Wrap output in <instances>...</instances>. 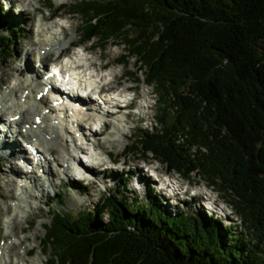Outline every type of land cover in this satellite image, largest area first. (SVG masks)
I'll use <instances>...</instances> for the list:
<instances>
[{"label":"trees","instance_id":"trees-1","mask_svg":"<svg viewBox=\"0 0 264 264\" xmlns=\"http://www.w3.org/2000/svg\"><path fill=\"white\" fill-rule=\"evenodd\" d=\"M72 6L90 35L131 30L130 54L169 105L161 128L140 139L144 152L184 175L197 171L246 225L237 231L204 212L164 211L154 198L144 207L107 195L79 216L54 212L49 263L264 264V0ZM3 44L14 52L11 39Z\"/></svg>","mask_w":264,"mask_h":264},{"label":"bare ground","instance_id":"bare-ground-1","mask_svg":"<svg viewBox=\"0 0 264 264\" xmlns=\"http://www.w3.org/2000/svg\"><path fill=\"white\" fill-rule=\"evenodd\" d=\"M15 1L22 5L19 9H23V20L27 18L25 26L29 28L30 46L22 51L19 57L20 63L5 61L0 65L1 81L7 84V88L2 89L0 83V119H2L0 124L3 126L0 127V157L8 163V168L0 165L5 180V187H0V211L2 214L13 213L12 227L17 234L19 215L28 217L30 214L40 215L42 213L40 205H38L39 210H29L27 206L31 205V199L38 200L40 197L49 194V191L53 190L51 187L55 188V185L63 181V177H67L70 182L79 180L81 182V179L87 177L89 172L94 171L97 174L103 173L102 178L106 180L110 173L121 174L124 172L126 170L124 167L117 169L116 167L102 166L105 161L100 155L91 156L94 161L86 163L85 159L79 158V151L85 152L87 149L85 140L90 139L89 135H97L98 133L95 139L97 145L102 150L108 151V146L101 140V134L118 132L122 135L124 130L117 122L120 121L121 117L134 121L148 120L155 113L157 106L152 100L155 95V88L153 86L144 87V85H149L146 84V78H140L136 73V70L141 68V64L134 59L135 68L131 69L127 67L125 60L123 63L119 62L124 59L121 55L122 49L99 50L96 48L98 41L84 42L83 39L86 34L82 35L83 27L76 22L75 15L68 12H71L68 6H63L67 11L58 12V15L70 18L66 24L53 17L57 12L54 9L47 13L42 12L40 17L36 18L34 13L41 10V5H34L32 0ZM39 2L42 4V0ZM7 23L10 24V21L7 20ZM69 27H73V33L76 36H70L66 42L60 38L61 35L57 37L58 33H63L66 36ZM35 32L37 37H34ZM118 41L117 38H114L111 43ZM75 42H81L80 49L90 54L83 55L85 60H81L80 54L83 53H80V50L79 52L77 50L71 52L72 63L82 70L89 68L98 75L101 78L99 87L103 90L112 89L119 93L133 90L130 103L142 108L140 113L137 114L133 110L125 113L126 107L123 103H117L116 107L105 109L91 98L75 97L74 99L67 96L68 101L76 104L74 108L63 101L62 91L52 86L48 80L50 73L43 68L46 64L47 55L56 51L53 59L59 60L66 54L68 47ZM33 63L37 65V68L33 67ZM141 72L145 73L144 70ZM141 99L146 101V105L140 102ZM58 111H61L62 114ZM100 115L105 117L103 126L99 128L100 132H97L98 122H92L94 129L85 124V121L93 118L95 120ZM114 117L117 120L115 124L112 123ZM26 122L30 123L24 125ZM143 128L144 130L147 129V127ZM80 153L82 155L87 154ZM106 154L111 159L112 157L118 158L116 155L113 156L110 151ZM124 160L126 162V159ZM75 163L83 164L86 172H81ZM155 165L164 167L161 162ZM137 170H141V177L144 176V178L153 181L152 184L159 191L165 192L164 188L170 187L171 192L166 191V194L171 195V197L177 198L178 194L182 193L189 196L188 191L181 190L180 187L164 180L163 184H159L157 179L149 176V174H144L142 172L144 168L139 165H134L128 170V178ZM126 175L124 173L118 175V179L126 180ZM75 176H78V179ZM174 181L177 180H172L173 183ZM91 185H96L94 178L91 180ZM80 187L79 193L81 194L90 191L86 184ZM109 188L115 189L113 184H110ZM10 198L14 199L13 203L8 201ZM23 201L25 204H22ZM3 202L6 203L5 208L2 207ZM46 203L49 206L52 204L51 201ZM219 206L222 207L220 204ZM194 215L197 216V213L195 212ZM20 229L25 231L28 228L21 226ZM6 237L9 236L6 235ZM28 239V235L24 234L19 237L18 243H23L24 240ZM18 243L9 239L6 245L0 248V264H20L21 261L23 264H39V257L26 259V256L20 253ZM24 248H26V254L32 250L26 246ZM13 255H16L18 259L14 260Z\"/></svg>","mask_w":264,"mask_h":264},{"label":"rangeland","instance_id":"rangeland-1","mask_svg":"<svg viewBox=\"0 0 264 264\" xmlns=\"http://www.w3.org/2000/svg\"><path fill=\"white\" fill-rule=\"evenodd\" d=\"M63 1L70 3L71 1H75V0H54L56 5L60 4ZM32 2L34 3V5H41L40 7L41 10L36 11L34 13L36 18H39L42 12L47 13L49 10H51L45 7L43 4H40L39 0H32ZM0 7L4 9L3 10L4 13L0 12V36H2L0 37V39L6 40L5 37L8 36V34L10 36L12 35L16 36L15 39H11V42L13 43V47L15 48V51L12 54L3 52L2 47L0 48V65H2L3 62L5 61L18 64L21 62V60H19V57L22 54V51L28 49L30 46V39H29L30 37L28 34L29 28L28 27L26 28L25 26V24H27L25 23L27 18L23 20V16H24V15L22 16V14H24V12H22L23 9H19V7H22V5L18 4L15 0H0ZM59 11L61 12V11H67V10H65V8L62 7L60 8ZM69 13L75 15L76 17L75 20L77 23L81 22L79 14L75 12H70V11ZM7 18L17 21L16 23H18L20 27V30L18 32L14 33V29H12L13 25L11 26V28L8 26H5V24H7L5 22L7 21ZM69 19L70 18L67 16L56 17V20H58L61 23H66V24L69 22ZM130 31L131 30H121L119 33H117L116 36H112L110 38V40H112L113 38H117L119 40L118 44H112L110 40H108V41H105L106 43L105 48H102L100 45H97L96 48H98L99 50L110 49V48L122 49V53L128 52V45L125 42V38H126L125 35L129 37L127 33ZM70 36H76L73 33V27H69L68 34L66 36L61 35L60 38L66 42L68 41ZM34 37H37L36 32L34 33ZM96 39L97 37H94L92 40L87 41V43H91L92 41ZM0 44H3V43H0ZM55 53L56 51L52 52L51 56L53 57ZM88 54L90 53L88 52ZM134 59L135 57L130 58L129 62L127 63V67H130L131 69L135 68V65L133 64ZM33 67L37 68V65H34L33 63ZM140 70H144V68L136 70L138 72L137 74L139 75V77L143 78L145 75L141 73ZM0 83L2 84V87H1L2 89L7 88V84L2 83L1 76H0ZM149 86H154L155 88V83H152L150 85H144V87H147V88ZM157 97H158V93H155L154 97H152L153 102L156 101L155 104L157 108H156L155 113L151 115L150 119L148 120L144 119L143 121L137 122L136 120L135 121L128 120L124 117H121L120 121H117L116 118L114 117L112 118V123L115 124L119 122V125L121 129L125 131V134L123 133L122 135H120L118 132H115V133L107 132V133L100 135L101 140L104 141L106 145L108 146V151L118 156L117 162L109 163L108 162L109 157L106 154V152L108 151L102 150L97 145L95 139L99 133L97 135L90 136L91 139H89L88 141L89 144H87V146L89 147L87 149V153H90L91 152L90 148L91 147L93 148L94 146L96 152L99 153L98 155L104 158V161H105L104 164H106L107 167L111 166L114 168L116 167L117 169H121V167H124L126 169L124 172L121 171L122 172L121 174H117L115 172L113 174L112 173L108 174L110 176L108 177L107 182H105L104 178H102L103 173L97 174L94 171L89 172L87 177H84V179H81V182L80 180L76 182H70L69 180H67V177L65 178L63 177V181L61 183L55 185V188L51 187L53 190L51 192L49 191V194H46L45 196L40 197L38 200H36L35 198L31 199L32 200L31 205L27 206L29 210H32V209L39 210L38 205H40L42 207L41 208L42 213L40 215L30 214L28 217H26L25 215H19V217L17 218L18 220L17 234H15V231L12 227L13 220H14L13 213L8 212V213L2 214L0 211V248L6 245L9 239H12L18 243L19 237L26 234L28 235L29 239L24 240L23 243H20V244L18 243L20 253L25 255L26 259H33V258L39 257L40 259L39 264H46L47 255H45L42 250V244H43L42 239L44 238L45 232H46L45 225L48 224L50 220L52 219L53 211L57 210L58 208H61L64 211H67L70 213H77L85 209H90V208L92 209L94 206L101 203L104 195L106 194L105 192L109 190L114 191L109 188V185L113 184L115 186V184H117L116 179L118 178V175L120 176L123 173L124 175L128 174V170L134 165H139L143 167L142 163L138 161V157L141 155L142 150L138 149L137 151L127 152L125 154L122 151L125 149L127 151L130 145L132 144V142L136 141L139 138L140 136L139 134H141V128L147 127L148 129L154 130L159 127V124L157 123L156 114L158 113V111L161 109L162 106L159 102L157 103ZM142 101L144 102V100L141 99L140 102L142 103ZM137 110L141 112L142 108L137 107L133 109L135 113H137ZM59 113L62 114L61 111ZM0 120L2 121V119ZM29 123L30 122H26L24 123V125H28ZM85 124H88V122H85ZM124 159H126V162ZM151 160L153 161L154 164H157L160 162L159 160H156L155 158ZM4 161L5 160L0 157V165L5 168H8V163ZM104 164H102V166H105ZM162 165L164 166V168L167 167V165L164 163H162ZM143 172L148 173L145 167H144ZM172 174L179 181H182L184 183L189 182L190 184L195 185L198 190L197 191L198 196H195L194 199H192L191 196H188L182 193V194H178L177 198L179 199L175 197L171 198L169 194L168 195L166 194L167 192L166 193L163 191L158 192L159 190L156 187L155 188L156 190L153 191V194L156 193V196L158 197L157 199H159L158 201L162 203L161 206L164 208L163 209L164 211L176 212L177 210H179V212L190 211L191 213H195V212L197 213L199 211L202 212L200 210V204L204 206L207 204L214 208L212 215L214 217L216 216L220 220L221 223H224L227 225L232 224L237 229H241L240 228L241 226L246 225L241 220L240 215L237 214V212H235V210L232 209L229 203L224 200L223 194L218 193V191L214 189L213 191H211L210 189H207L205 185L206 186L208 185L206 184L204 179H202V177L199 176L197 173H193L192 177L189 179L185 178L180 173L175 172V170H172ZM138 175H141L140 171L138 172ZM75 177H77L78 179V176H75ZM92 178L96 180L95 186L91 185ZM4 181H5L4 175L2 174L0 170V187L1 186L5 187ZM146 182H147L146 179H144V181L142 182L143 186L141 187L139 183L138 184L135 183V179L133 182L127 181L125 185H123L121 180L119 179L118 183L121 187V191L118 193L120 196L128 199L129 202L134 200V203H140L141 205L146 206L150 201V196L144 195V193H147L145 190L146 188L144 187V185L146 186ZM83 184L88 185L90 188V191L87 192L86 194L79 193L80 188H81L80 186ZM134 187L137 189H135ZM162 193H165V194H162ZM197 193L193 191L191 192L189 191V194L196 195ZM182 198L185 200H183ZM13 200L14 199L10 198L8 201L13 203ZM200 200H204V201L200 202ZM47 201L52 202L51 208L46 203ZM175 203H178L179 206H175L176 205ZM22 204H25V202L23 201ZM219 204L222 205V207H220ZM13 206L15 205L13 204ZM2 207L3 208L6 207L5 202L2 203ZM207 210L208 211L205 210V213L211 214L212 210L209 208ZM31 221L33 222L31 223ZM21 226L27 227L28 229H26L25 231H22L20 229ZM237 231H240V230H237ZM6 235L9 237H6ZM24 246H26L27 248L29 247V248L34 249V253L26 254L25 253L26 248H24ZM12 258L14 260L18 259L16 255H13ZM20 264H23V262L21 261Z\"/></svg>","mask_w":264,"mask_h":264}]
</instances>
